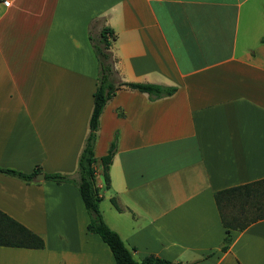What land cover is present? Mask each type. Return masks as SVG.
I'll return each mask as SVG.
<instances>
[{"label":"crops","instance_id":"1","mask_svg":"<svg viewBox=\"0 0 264 264\" xmlns=\"http://www.w3.org/2000/svg\"><path fill=\"white\" fill-rule=\"evenodd\" d=\"M104 27L119 81L176 87L151 99L121 86L105 106L106 223L138 261L264 264V218L228 228L215 196L264 178V0H0V168L45 175L0 171V210L44 240L0 245V264H117L77 184L46 178L78 179Z\"/></svg>","mask_w":264,"mask_h":264},{"label":"trees","instance_id":"2","mask_svg":"<svg viewBox=\"0 0 264 264\" xmlns=\"http://www.w3.org/2000/svg\"><path fill=\"white\" fill-rule=\"evenodd\" d=\"M114 37V31L104 27L99 38L92 40L99 61V76L94 94L93 111L89 121V134L78 158V179H72L69 175L62 173L46 174V178L59 183L73 181L77 184L90 216L88 230L99 234L109 245L117 264H173L169 260L155 256H148L141 261L135 259L133 251L126 245L119 233L106 223L100 209L102 197L96 179L95 144L100 117L108 101L121 86L146 92L151 99L172 95L176 91V87L171 86L119 81L114 58L109 50ZM262 41L264 42V38ZM116 146L115 139L110 146L109 153L101 158L106 186H110L109 168ZM0 171L31 182L40 170L35 168L32 172L27 173L0 168ZM215 196L223 222L228 228H244L249 223L264 218V178L218 191ZM230 241L231 238L227 235L222 250L228 248ZM0 245L42 248L44 247V240L19 221L0 210Z\"/></svg>","mask_w":264,"mask_h":264},{"label":"water","instance_id":"3","mask_svg":"<svg viewBox=\"0 0 264 264\" xmlns=\"http://www.w3.org/2000/svg\"><path fill=\"white\" fill-rule=\"evenodd\" d=\"M44 177H45V175L43 173H39L36 175V180L41 181L44 179Z\"/></svg>","mask_w":264,"mask_h":264},{"label":"built area","instance_id":"4","mask_svg":"<svg viewBox=\"0 0 264 264\" xmlns=\"http://www.w3.org/2000/svg\"><path fill=\"white\" fill-rule=\"evenodd\" d=\"M10 3H11V0H4V4H5L6 6H9Z\"/></svg>","mask_w":264,"mask_h":264}]
</instances>
